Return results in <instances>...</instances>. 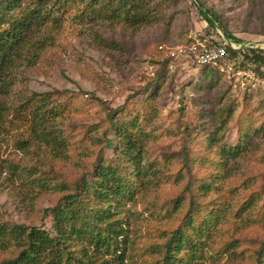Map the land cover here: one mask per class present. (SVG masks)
<instances>
[{"label": "rangeland", "instance_id": "obj_1", "mask_svg": "<svg viewBox=\"0 0 264 264\" xmlns=\"http://www.w3.org/2000/svg\"><path fill=\"white\" fill-rule=\"evenodd\" d=\"M82 2L63 14L56 9L50 23L30 36L43 47L36 48V56L33 50L22 57L10 93H0V106H17L33 93L51 94L52 106L71 103L57 121L70 144L61 158L48 160L50 153L45 147L40 152L21 123L12 125L5 118L0 125V220L51 230L47 210L66 194L58 183L73 188L83 177L92 178L100 163L112 160L137 190L135 200L122 201L116 214L131 241L128 264L161 261L163 252L157 250L183 226L192 201L200 209L198 221L221 215L202 251L204 259L196 264H255L264 243V220L248 218L264 210V93L234 96L221 79L209 81L211 70L207 76L181 59L159 83L145 76L160 70L155 61L191 45L203 32L201 6L214 10L243 47L264 49V0H145L150 16L138 27L83 11ZM27 6L29 1L21 10ZM119 119L140 124L141 177L134 163L118 158L112 124ZM24 140L30 141L29 151L20 148ZM239 144V157L224 153ZM33 166L39 177H46L47 187L31 185ZM208 184L211 189L203 190ZM17 251L0 250V261Z\"/></svg>", "mask_w": 264, "mask_h": 264}, {"label": "trees", "instance_id": "obj_2", "mask_svg": "<svg viewBox=\"0 0 264 264\" xmlns=\"http://www.w3.org/2000/svg\"><path fill=\"white\" fill-rule=\"evenodd\" d=\"M28 1L30 6L22 11L24 2ZM80 1L85 2L83 11L89 10L102 16L103 19L131 27L145 24L150 16L145 0ZM76 2L78 0H0V28L5 27L0 29V93L5 95L10 93L14 85L12 73L18 69L22 57L33 50L35 55L36 48L43 47L40 41L37 44L32 43L34 39L32 40L30 36L37 35L50 23L56 9L58 12L62 10L63 14L68 6ZM50 3L56 8L52 5L49 8ZM199 8L206 22L203 30L205 36H215L218 43H224L215 29L214 24L217 22L231 42L237 44L243 42L224 28L221 17L214 10L204 11L202 6ZM227 50L231 58L240 56L230 48ZM243 56L254 71L264 79V49L249 47ZM173 61L171 57L155 61V64L160 65V70L156 71L152 78L146 76L145 78L159 83L165 72L172 68ZM27 62L28 66H31V61ZM193 66L206 70L207 76L210 75L208 71L211 70L213 75L209 81L216 82L221 79L226 90L234 96L246 98L249 95L248 91L243 95L234 92L225 82L224 74L218 68ZM258 91L264 93L263 88ZM50 96L51 94L46 93H33L19 100L17 106H0V125L4 123L5 118L11 119L12 125L21 123L22 126L19 127L27 129L29 139L33 140L38 149L45 147L50 153L48 160L66 156L70 145L64 133L58 128L57 121L71 109V103L67 100L52 106ZM114 123L112 127L116 132L115 139L118 141V158L134 163L138 171L136 177H141L143 147L140 135L143 136V132L140 124L135 120L125 123L120 119L118 123ZM29 144V140L19 143L20 148L27 151L30 149ZM112 145L113 141L108 140V146ZM239 148L240 144L224 153L237 158L241 154ZM43 151L42 148L40 152ZM33 167L29 170L34 178L30 182L31 185L47 187L49 183L45 180L46 177H39L36 167ZM14 171L17 172V167ZM91 177H83L79 182L74 183L73 188L65 183H58L60 190L66 191V194L58 204L47 210L49 213L47 217L51 218V230L10 224L0 220V250L18 248L15 256L0 261V264H128L129 260H132V256L128 254L131 241L128 239L122 220L116 217V214L122 201L135 200L137 190L133 186L132 179L124 176L120 171V164L112 160L102 162L95 167ZM202 189L210 190L211 185L203 186ZM183 200H178L176 206L178 209L182 207ZM198 208L193 201L190 202L183 226L166 237L167 240L161 251L157 250L163 252L162 260L155 264H196L204 259L202 251L205 250L206 241L211 238L212 231L220 225L221 215L211 213L212 216L207 215L206 218L198 221L200 212ZM243 209L252 210V207L244 206ZM248 219L262 222L264 210L258 215L249 216ZM106 257L111 260L104 259ZM255 260V264H264V243L257 250Z\"/></svg>", "mask_w": 264, "mask_h": 264}, {"label": "built area", "instance_id": "obj_3", "mask_svg": "<svg viewBox=\"0 0 264 264\" xmlns=\"http://www.w3.org/2000/svg\"><path fill=\"white\" fill-rule=\"evenodd\" d=\"M221 36L224 43H218L216 37L205 36L199 32L194 36V42L191 45L181 46L177 51L172 52L170 57L174 60L172 68L179 64L177 59L183 60L188 64L198 67L218 68L224 74L225 82L235 91L246 92L251 90H264V79L261 78L244 59L247 46L226 41ZM251 47V46H250ZM227 48L232 49L240 56L231 58Z\"/></svg>", "mask_w": 264, "mask_h": 264}, {"label": "water", "instance_id": "obj_4", "mask_svg": "<svg viewBox=\"0 0 264 264\" xmlns=\"http://www.w3.org/2000/svg\"><path fill=\"white\" fill-rule=\"evenodd\" d=\"M214 25L216 26L217 31L224 36V34L222 33L220 27L217 24H214ZM224 37H225L226 41L229 42V39L226 36H224Z\"/></svg>", "mask_w": 264, "mask_h": 264}]
</instances>
